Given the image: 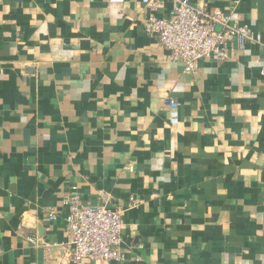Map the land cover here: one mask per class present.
<instances>
[{
    "label": "crops",
    "instance_id": "crops-1",
    "mask_svg": "<svg viewBox=\"0 0 264 264\" xmlns=\"http://www.w3.org/2000/svg\"><path fill=\"white\" fill-rule=\"evenodd\" d=\"M191 2L260 42L188 73L143 0H0V264H264V0ZM72 190L123 260L66 255Z\"/></svg>",
    "mask_w": 264,
    "mask_h": 264
},
{
    "label": "built area",
    "instance_id": "built-area-1",
    "mask_svg": "<svg viewBox=\"0 0 264 264\" xmlns=\"http://www.w3.org/2000/svg\"><path fill=\"white\" fill-rule=\"evenodd\" d=\"M124 1L109 0L110 3ZM165 1L143 0L152 10L144 20V26L169 52L170 61L182 63L188 73H195L204 59L218 62L228 59L234 42L244 48L249 43H259L261 40L252 27L233 21L221 8H200L191 0H172L173 9L168 16L156 14ZM262 73L264 75V66ZM168 103L173 109L178 106L171 99H168ZM62 203L66 208L68 223L64 249L72 261L124 259L121 250L124 209L83 203L73 190L63 197ZM137 203L131 197L129 206ZM49 216L54 219L56 213L52 211Z\"/></svg>",
    "mask_w": 264,
    "mask_h": 264
}]
</instances>
